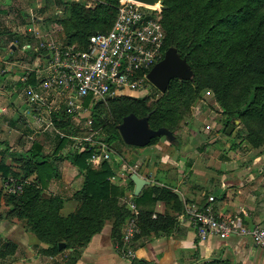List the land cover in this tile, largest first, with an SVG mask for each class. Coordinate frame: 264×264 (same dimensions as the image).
Returning a JSON list of instances; mask_svg holds the SVG:
<instances>
[{"label": "crops", "instance_id": "crops-1", "mask_svg": "<svg viewBox=\"0 0 264 264\" xmlns=\"http://www.w3.org/2000/svg\"><path fill=\"white\" fill-rule=\"evenodd\" d=\"M1 2L4 3L5 0H0V8ZM3 14L0 11V36L6 30L17 35L16 40L10 39L9 42L7 37H0V73L3 75V80L0 79V162H7L14 169H20L19 162L24 160L38 163L46 160L51 163L56 170L55 176L45 181L44 192L48 196H60L64 200L60 212L68 215L79 205L76 192L85 185L86 171L66 155L82 150L83 147L77 146L78 138L85 132L81 126L83 119L79 115L91 116V110L81 111L79 114L68 113L64 110L67 103L65 96L58 97L56 94H51L46 103H33L29 100L26 88L37 84L46 75L47 55L39 52L35 61L30 54L14 51L17 49L16 43L23 41V47L27 49L32 42L25 41V36L54 40L52 38L57 31L54 23L47 20L41 22L40 17H34L32 22L21 20L13 24ZM61 118L69 119L70 127H59L61 120L58 119ZM90 132L89 135H94V132ZM103 142L108 145L110 157H103L104 143H98L93 152L96 154L95 158L91 156L88 161L94 168H100L104 161L109 163L113 170L109 179L111 184L119 188V203L129 207L130 200L137 201L140 210L153 211V218L158 214L171 215L169 217L174 221L171 222V231L161 230L137 237L132 244L136 258L130 260L124 258L119 250L120 243L112 234V221L94 234L85 246L75 249L66 245L59 247L62 251L51 254L43 251L49 245L30 231L23 220L3 219L0 223V250L14 244L15 251L1 257L0 264H68L72 257H75L74 264H196L214 258H230L235 264H264V251L250 236L232 235L222 239L210 235L206 239H200L192 223L184 215L188 202L202 204L213 194L216 198L213 206L220 216H233L241 207L246 214L244 222L247 225L261 223L254 220L251 215L253 212H248L246 208L256 204L241 187L243 174L236 165L232 164L228 168L230 162H222L221 169L207 163L175 162L172 149L177 148V144H173L166 136H161L155 144L146 146H135L124 141L123 148L127 149L124 151L121 147L111 148L112 144L106 140ZM154 153H161L162 159L154 160ZM134 172L150 180L139 194L150 186L169 189L179 196L182 210L174 208V200L157 198L155 192L140 201L135 199L139 194H135L136 185L131 179ZM12 178L24 184L37 179V173L33 171L24 180ZM5 182L6 179L0 172V189L9 193ZM216 190H220L222 194H218ZM235 191L238 194L236 196ZM154 198L157 199L154 201Z\"/></svg>", "mask_w": 264, "mask_h": 264}, {"label": "trees", "instance_id": "trees-1", "mask_svg": "<svg viewBox=\"0 0 264 264\" xmlns=\"http://www.w3.org/2000/svg\"><path fill=\"white\" fill-rule=\"evenodd\" d=\"M163 3L164 52L170 46L177 47L191 64L193 78H173L167 91L155 103H149L147 98L113 99L115 102L110 104L109 112L117 122L110 128L92 111L93 127L106 128L105 140L110 145L114 140L124 143L118 130L123 117L131 112L140 117L151 112L150 126L168 127L175 133L173 144H179L176 130L180 119L191 101L208 87L229 115L228 122L240 118L248 130L250 143L261 145L264 142V0H163ZM118 7L119 0H101L90 7L85 3L74 6L71 18L66 20L65 34L69 39L66 45L86 49L93 34L111 29ZM87 100L86 105L90 103ZM58 120H61L59 127H70L69 119ZM160 137L153 138L148 145L155 144ZM96 148L85 144L79 152L66 155L86 171L85 185L76 192L79 205L68 215L60 212L64 203L60 196H48L44 192L45 181L55 176L56 170L51 163L24 160L19 162L20 169H14L11 164L0 162L4 179L11 176L24 180L33 171L37 173V179L24 183L23 190L18 193H5L0 189V223L3 219L23 220L30 231L49 245L43 251L55 254L62 251L60 242L75 249L85 246L112 221V234L121 245L122 229L132 211L119 203V188L109 179L113 174L109 163L104 161L100 168H94L88 161ZM154 192L157 198L174 200V208L182 210L179 196L169 189L150 186L135 199L140 201ZM152 215V210H140V232L136 238L161 230L171 231V222H174L171 215L158 214L156 218ZM14 251L15 245L11 244L0 250V258ZM74 263L75 257L68 260V264ZM204 264L226 262L214 259Z\"/></svg>", "mask_w": 264, "mask_h": 264}, {"label": "built area", "instance_id": "built-area-1", "mask_svg": "<svg viewBox=\"0 0 264 264\" xmlns=\"http://www.w3.org/2000/svg\"><path fill=\"white\" fill-rule=\"evenodd\" d=\"M157 2L121 0L111 29L93 34L86 49L54 40L41 42L36 50H46L47 72L37 84L26 88L29 100L46 103L51 94L65 96L67 103L64 110L79 114L90 110L91 104L86 105V97L102 100L116 97L126 90H138L141 79H147L149 70L165 54L166 33L158 13L162 2ZM56 109L59 110V107ZM87 121L88 125L92 124L93 118L88 115ZM92 135L86 136L84 141L78 138L77 146L104 143L96 142ZM102 148L105 149L103 157L109 158L108 145L104 143ZM95 156L93 153L92 157ZM5 186L15 193L23 189V184L12 177L6 178ZM215 199L212 194L202 204L195 201L186 204L184 215L192 223L197 236L200 239L210 235L222 239L232 235L250 236L264 251V225L256 223L250 226L241 217L220 216L213 206ZM128 205L132 214L125 223L119 250L124 258L132 260L136 258L132 244L140 232V208L134 200H130Z\"/></svg>", "mask_w": 264, "mask_h": 264}, {"label": "rangeland", "instance_id": "rangeland-1", "mask_svg": "<svg viewBox=\"0 0 264 264\" xmlns=\"http://www.w3.org/2000/svg\"><path fill=\"white\" fill-rule=\"evenodd\" d=\"M100 1L101 0H5L4 3L1 2L2 8H0V11L4 13L3 15H5L6 20H12L13 24L21 20H29L32 22L34 17H40L41 22L46 20L52 22L54 23V29L57 31L52 39L57 43L62 42L66 44L69 40L68 36L65 34L66 20L71 18L74 6L79 3H85L86 6L90 7ZM157 1L155 3H158ZM120 2L121 0H119V4ZM164 9L165 5L162 2L161 8L158 10L161 23L164 18ZM2 35L3 36L0 37H7L6 40L9 42L10 39L16 40L15 37L17 33L6 30ZM24 38L26 39L25 41L32 42L31 47L24 49L23 41L17 42V49H14V51L19 54H30V56L37 61V54L39 52L44 54L46 50L39 49L37 51L36 47H40L41 42L46 41V39H36L33 38V35L25 36ZM0 79L3 80V75L1 73ZM141 82V86L138 90L121 92L116 97H107L102 100H91L90 97H86V99H89L87 100L90 102L89 104H91V113L94 111L96 115L99 114L104 122L111 128L114 123L117 122L115 117L109 112L110 104L115 102L113 99L117 98L118 100L124 99L129 101L132 98H147L149 103H155L163 96V93H165L159 90L148 78L141 79ZM79 117L83 119L81 123L85 131L81 137L83 141L86 136H91V134L89 135L87 133L91 130V132H94V136H92L96 142L105 140L108 133L106 128L97 130L93 127V123L88 125V117L85 115H79ZM228 117L229 115L224 111V108L216 99L214 91L208 87L202 89L196 99L191 101L189 107H187V111L184 112L183 117L177 125L176 133L180 138V142L176 145L177 148L174 147L172 149V153L175 155V162L207 163L211 167H219L221 169H223L222 162H230L229 166L227 165L228 168L232 164L236 165L240 170L239 172L243 174V184L241 187L247 192L249 197L253 198L254 204H256L254 207L246 208L248 212H253L251 215L254 220H259L261 224L264 225V142L259 146L252 145L248 139V130L242 120L235 117L231 119V122H228ZM116 141L118 140L112 142L111 148L117 149L121 147L122 151L127 150L123 148V142ZM136 158H138V156H136ZM152 158L154 160L162 159V155L161 153H154ZM15 167L17 166L15 165ZM247 176H249V178ZM216 191L218 194H222L220 190ZM9 193L14 194L15 192L9 191ZM234 194L235 196L238 195L236 191ZM3 209L5 208L3 207L2 210ZM242 209L243 208L239 207V211H236V213L230 217H241L245 219L246 214ZM257 210L259 212L256 213ZM214 259L222 260L226 262V264H235L230 258ZM214 259L196 262V264H204Z\"/></svg>", "mask_w": 264, "mask_h": 264}, {"label": "water", "instance_id": "water-1", "mask_svg": "<svg viewBox=\"0 0 264 264\" xmlns=\"http://www.w3.org/2000/svg\"><path fill=\"white\" fill-rule=\"evenodd\" d=\"M145 3H155L157 0H138ZM163 2V0H161ZM194 71L188 60L183 57L177 47L170 46L164 54V57L156 62L149 70L147 78L159 90L166 92L170 81L173 78L192 79ZM151 112L145 116H138L131 112L123 117L118 124V130L127 144L135 146H146L155 137L166 136L171 142L175 140V133L166 126L153 128L150 126L149 117ZM131 179L135 182V194H139L141 189L150 183V180L140 176L137 172L131 174ZM66 246L65 242H60L59 247Z\"/></svg>", "mask_w": 264, "mask_h": 264}]
</instances>
